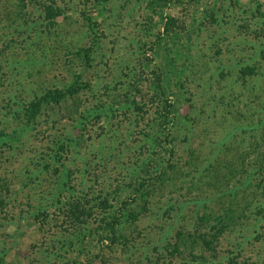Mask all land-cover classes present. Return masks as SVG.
Here are the masks:
<instances>
[{
    "label": "rangeland",
    "instance_id": "374dc122",
    "mask_svg": "<svg viewBox=\"0 0 264 264\" xmlns=\"http://www.w3.org/2000/svg\"><path fill=\"white\" fill-rule=\"evenodd\" d=\"M52 1L63 8L54 24L41 11V3ZM170 15L181 30L161 41ZM8 16L19 24L10 25ZM89 47L94 52L85 66L82 50ZM76 74L85 84L59 108L32 121L19 107L45 88L72 84ZM133 98L144 105L142 114ZM167 99L178 114L172 182L200 179L198 168L220 163L234 174L213 190L245 178L264 155V0H0V178L11 187L0 191L7 201L0 205L2 264H51L50 243L67 237L72 221L62 203H49L60 185L92 200L110 184L133 182L126 165L141 163L144 132ZM63 143L57 161L53 154ZM252 208L242 230L217 244L219 264L238 252L239 260L264 264V222L257 226ZM150 215L129 232L137 250L126 249L124 240L107 246L89 238L80 246L83 263L182 264V256L163 247L181 222L162 211ZM257 228L261 236L249 240ZM206 253L210 264L218 263Z\"/></svg>",
    "mask_w": 264,
    "mask_h": 264
},
{
    "label": "trees",
    "instance_id": "16d2710c",
    "mask_svg": "<svg viewBox=\"0 0 264 264\" xmlns=\"http://www.w3.org/2000/svg\"><path fill=\"white\" fill-rule=\"evenodd\" d=\"M100 1L101 3L104 2V0H98V2ZM187 1L200 3V0ZM62 10L63 8L55 1L49 4L41 3V11L45 15V19L50 20V24H54L56 18L61 16ZM23 15H25V12L18 14L20 20L29 23V20ZM8 17L7 20L11 23L10 25L19 24L18 21L14 22V19ZM91 24L95 25L94 22ZM178 25L179 19L177 17L168 16L164 22V32L159 36L161 41L173 34L178 36V32L181 30ZM91 31L97 32L94 27ZM95 38L99 42L98 34L95 35ZM82 51L84 64L89 66L94 47ZM75 77L73 83L67 84L65 87H48L41 93H35L29 102H20L19 107L22 111L27 112L28 119L38 120L43 112L47 114L59 108L81 90L85 84L82 75L76 74ZM133 100V105L138 109V112H143L144 105L136 102L134 98ZM170 101L168 99L165 101L162 107L163 112L158 111L159 117L154 120L151 129L144 132L148 145H145L146 149L142 151L141 163L136 168L126 165L129 170V178L133 182L129 183L128 181L124 186L118 183L115 184V187L110 184L109 188L111 189L107 193L101 191L100 197L92 200L88 198L89 194H81L83 190L77 193L74 192L75 189H63L67 186L66 182L60 185L57 195L49 203L51 205L62 203L67 217L72 220L69 224L71 227L69 235L57 240L58 244L56 242L50 243L52 250L47 253L45 261H52L51 264H86L83 263L84 258L81 255L83 250L80 246H88L87 240L89 238H92L93 243H101V245L107 246H112L117 241L124 240L126 249L134 248L137 250L136 239L134 237V240H132L129 232L138 229L137 223L142 217H147L150 214H152L150 216H155L162 211V216L173 221L177 219L175 223L181 222L172 238L173 241L169 239L167 244L163 245L164 249L178 258L182 256L184 258L181 261L182 264L212 263L210 255L206 252L215 254L212 256L219 264L222 262L219 255L216 254L218 252L217 244L227 233L242 230L246 225L245 221L252 206V213L258 217V220H255L258 223L257 226L264 222L263 154H260L257 163L255 161L253 169L245 170V178L240 180L239 183H235L234 186H228L227 189L221 187L217 191L219 185H223L234 174V171H221L223 163H220L217 167L215 164H210L202 170L198 168L197 172L201 173L200 179L189 181L186 178H181L179 182L182 184L179 186L178 181L172 182L173 175H170V170H177L173 162L175 150L172 141V130L178 114L173 108L174 104ZM9 113L10 115L15 114L16 109ZM0 136H3V134L0 133ZM64 147L63 143L54 151L53 155L57 161L61 158V153L65 150ZM132 174L134 175L131 177ZM2 182H4L3 185ZM5 182L7 180L0 178V191L3 189L11 190V187L7 186ZM168 182H172V184H168ZM217 186L218 188L213 190ZM244 192H249V195L245 194L248 198L239 200L238 196L243 195ZM6 203L7 201L0 200L2 208ZM101 215L102 217H100ZM96 221L101 223V228L99 226L95 227ZM175 223L165 229L167 237L172 232ZM259 233L257 228L246 237L249 240L252 237L259 238L261 236ZM238 245L240 247L241 243ZM155 250L160 251V248L156 247ZM77 251L78 254L75 255L74 253ZM184 254L191 255L192 259H186L183 257ZM231 254L222 257L227 259L223 264H258V261L252 257L239 260L240 252L235 255ZM1 259L0 264H2ZM158 260L160 261L161 257ZM87 264H90V262L88 261ZM163 264L167 263L164 262Z\"/></svg>",
    "mask_w": 264,
    "mask_h": 264
}]
</instances>
